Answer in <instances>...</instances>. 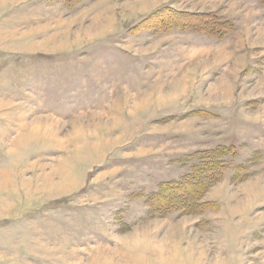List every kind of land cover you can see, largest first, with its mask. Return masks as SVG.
I'll return each mask as SVG.
<instances>
[{
  "label": "rangeland",
  "instance_id": "1",
  "mask_svg": "<svg viewBox=\"0 0 264 264\" xmlns=\"http://www.w3.org/2000/svg\"><path fill=\"white\" fill-rule=\"evenodd\" d=\"M0 264H264L263 0H0Z\"/></svg>",
  "mask_w": 264,
  "mask_h": 264
},
{
  "label": "trees",
  "instance_id": "2",
  "mask_svg": "<svg viewBox=\"0 0 264 264\" xmlns=\"http://www.w3.org/2000/svg\"><path fill=\"white\" fill-rule=\"evenodd\" d=\"M264 2V0H263ZM174 11L168 7L164 9L162 16L154 14L145 23H151V20H157L153 28L164 29L169 27H195L196 29H207L214 22L212 15H204L201 21L183 20L177 23ZM223 153L222 149L209 151L205 157L201 158L198 164L192 167V170L187 175L178 181H167L159 186L156 197L152 203V209L162 211L166 206H171L175 209H182L184 212L198 211L204 207L205 203L198 204L197 199L200 195L212 184L220 180L225 169V161L220 158ZM161 201H168L163 204ZM170 202V203H169Z\"/></svg>",
  "mask_w": 264,
  "mask_h": 264
}]
</instances>
